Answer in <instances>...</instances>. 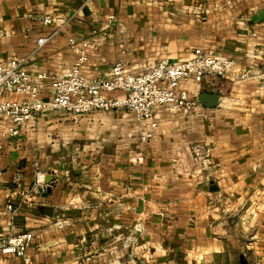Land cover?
Instances as JSON below:
<instances>
[{"label":"crops","instance_id":"1","mask_svg":"<svg viewBox=\"0 0 264 264\" xmlns=\"http://www.w3.org/2000/svg\"><path fill=\"white\" fill-rule=\"evenodd\" d=\"M0 32L1 61L48 77L72 67L70 38L92 43L87 80L108 75L120 44L132 73L196 48L234 61L225 77L181 83L192 109L153 107L146 142L125 109L46 112L7 138L0 121V236L33 234L27 261L0 252V264H264V82L235 79L264 71V0H0ZM37 169L54 177L44 194Z\"/></svg>","mask_w":264,"mask_h":264},{"label":"built area","instance_id":"2","mask_svg":"<svg viewBox=\"0 0 264 264\" xmlns=\"http://www.w3.org/2000/svg\"><path fill=\"white\" fill-rule=\"evenodd\" d=\"M200 19L206 18L205 10L199 9ZM113 16L108 21L112 22ZM49 15L42 17L43 24H50ZM0 32V38H1ZM46 38H38L41 46ZM70 48L75 51L76 59L72 67L60 76H46L43 73L30 74L22 65V60H0V121L7 122L2 138L14 137L20 128L37 115L46 112L64 111L76 119L79 115L94 110L111 112L117 109L130 111L136 121L144 123L145 129L139 139L146 142L153 137L157 128L153 107L165 105L174 110H189L194 107V100L188 91L180 85L188 80L200 83L208 76L225 77L234 65L232 59L218 56L213 50L196 48L192 56L180 62L159 60L151 69L142 73L128 71V61L124 58L123 45L120 55L115 60L105 78L85 79L81 74L87 62V48L91 42L68 40ZM49 78L50 97H41V82ZM257 79L264 82V71L241 72L236 80ZM119 92L120 97H110L108 93ZM18 95V99L7 98V95ZM206 151L199 145L192 148L196 159H204ZM44 172L39 169L34 174L32 189L38 194L46 192ZM14 180H19L18 175ZM0 171V185H2ZM6 210L14 213L11 204ZM33 234L30 231L0 236V252L24 258L26 249L31 245Z\"/></svg>","mask_w":264,"mask_h":264},{"label":"water","instance_id":"3","mask_svg":"<svg viewBox=\"0 0 264 264\" xmlns=\"http://www.w3.org/2000/svg\"><path fill=\"white\" fill-rule=\"evenodd\" d=\"M261 14H262V12L256 14L254 17H252V20H254V21L259 20L260 17H261ZM53 179H54V177L52 175H50L49 177L46 176L44 178V182H45L46 185H48V184H50L53 181ZM210 185H212V183H210ZM46 190L50 191V189H48V188ZM209 190L210 191H215L216 187L213 185V187H210ZM137 264H140V263H137ZM239 264H248L246 259H245V257H244V255H240Z\"/></svg>","mask_w":264,"mask_h":264}]
</instances>
